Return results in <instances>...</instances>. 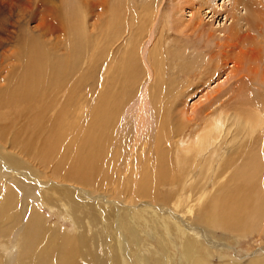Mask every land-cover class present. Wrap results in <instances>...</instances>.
<instances>
[{
	"label": "bare ground",
	"instance_id": "bare-ground-1",
	"mask_svg": "<svg viewBox=\"0 0 264 264\" xmlns=\"http://www.w3.org/2000/svg\"><path fill=\"white\" fill-rule=\"evenodd\" d=\"M226 1L230 3V8L225 20L231 21V24L227 31L225 30V38L221 43L217 42L220 39L215 36L216 32L204 29L201 23V15L205 11L211 10L209 14H212V16L217 13L208 1L199 0L197 3L185 1L181 5L174 3L176 6L168 19V24L166 22L167 29L163 31L161 28L164 38L171 36L170 31L176 34L177 39L173 40L178 44H181L185 32L191 34L197 32L199 36L206 38V42H213L219 49L220 46H223L222 48L225 50L221 52V55L219 54L220 57L214 58L212 57L213 50L205 49V51L201 50L199 52L198 49L201 48V45L193 48L191 42L189 43L190 38L188 35H186V37L188 36L186 38L188 42H183L184 44L182 43L183 45L176 50H171L169 46L168 53H165L168 47H164V41L162 46H158L159 41L153 42L151 45L152 40H154L152 36L157 31L154 30V25L156 27L155 21H157L159 11L144 0H0V28L27 29L30 34L32 33L34 50L32 60L35 66L33 75H37L38 78L36 80L33 77L31 78L35 85L31 83V89H26L27 95L33 98V93L42 86L51 89L50 100L45 103L42 111L43 119L47 115H49L47 121L50 122L63 118V120L60 119L63 124L60 123L55 131V137H58L59 140L54 149L62 153L67 152L65 150L70 151L72 149L75 153V155H70L72 157L67 155L66 158L60 160L59 165L65 166L67 169H57L60 172L59 176L62 178L57 182L49 183L42 180V176L36 172H30L28 168H24L19 165V162L13 160V153L1 144L2 137H0V223L5 225V220L8 224L10 222V224L16 223V227L6 224L7 227L0 228V236L3 234L2 232H5L7 238H13V242H16L24 233L31 231L33 238H40V247L37 246L36 250L34 249L35 261H33V252L31 251H24L20 254L21 257H24V263L18 262L20 257L15 245L11 248L8 242L5 241V243L0 240V245L2 243L6 244L3 254L4 260L0 256V264H33V262L34 264H98V262L102 264H209L207 262L211 254L208 247L211 239L207 229L209 226L206 228L202 224H200L202 226L199 225L200 221L195 222L197 219L194 221L192 215L199 212L200 206L199 199L194 200V198L197 194L201 197L204 191L206 193L209 186L211 188L216 184L226 182L225 169H235L234 174L229 177V182L233 183L246 179V169H257L264 175V156L262 155L259 158L255 151L258 147L259 138L262 141V152L264 151V119L261 112H257V110H254L255 108L251 107L247 112L244 110L245 114L240 116L236 113L237 110L231 111L232 108L229 107L230 110H227L226 107L230 104V98L222 99L225 98V95H217V98L213 99L214 104H211L212 100H209V104L207 103L208 105L201 112V116L197 117L198 119L186 118L187 122L190 123L193 120L194 125H198L199 128L195 133L189 131L191 135H188L184 140L185 138L183 139V136H181L182 129H179V126H182L184 130L187 125L180 124V122L185 123L181 121L183 117L180 118V122L178 121L179 128L177 129L180 130V133L177 130V134L174 132L176 126L173 125L175 126L173 127L170 124L174 118L170 120L173 113H169V110H162V108H155L157 110L155 111L156 114L152 113L154 115L153 121H150L151 119L147 120L148 106L146 107L142 101L137 111L134 127L135 137L130 142L124 140L127 146L136 147V149L143 152L145 146L150 144L153 139L156 169H205V172L203 174L199 172L195 176L186 174L180 178L177 186L169 193L170 205H164V200L153 194V189L146 186L144 179L138 181L141 185L144 184L146 188L138 187L136 184L134 188H128L125 191L127 194H133L138 199L150 197L152 200L142 203L138 207L126 206L127 212H124L121 208L125 205L121 204L119 206L115 200L107 198V193H102V195L100 191L101 189H107L106 192L110 194L116 193V186L113 187V184L116 183L113 181H110L106 186L104 185L105 187H101V185L105 184V181L120 177L117 176L120 174L116 169L129 170L133 167L132 161H128L124 167L119 168L116 153H114L111 161H106L107 157H111L112 151L117 152L116 149L111 148V145L113 147L115 144L113 142L109 143V139H113L114 129L117 126L119 106L112 104L110 101L118 98L121 92L123 100L128 97L129 91L126 89L129 86L127 85L128 82L137 80L143 73L152 78L168 76L173 70L180 72L187 79H190V74L195 78L199 72L200 75L202 73L205 75L210 73V70L212 71V74H210L213 75V73L221 71V67H224L223 65H226L227 61H231L228 63L232 65L230 74L240 78L242 76V64L248 58L259 62V56L263 54L261 55L262 63L259 68L261 70L259 79L255 81L252 79L253 82H250L252 87L247 92H252L253 87L264 91V62L262 61L264 52L260 49L261 44L264 49V0ZM185 10L191 14L189 22H184L185 20L182 17ZM241 10H244V16L240 14ZM144 43L147 44L144 45ZM150 47H152L151 50ZM191 48H193V52H190ZM89 55H95L97 61L102 63L105 78L100 81L102 94L99 100L103 108L99 105L95 106L96 112L89 114L88 118L83 120L85 113L82 107L84 105H81L80 102L84 99V94L77 96V91L71 90V88L77 85L79 87V83L84 80L85 77L79 72L81 71V63ZM76 73H79L78 77ZM254 74L252 75L254 76ZM113 77L117 78L120 83H126V85L124 87L120 85L113 86ZM205 77L207 78L209 75ZM68 84L70 85L67 89ZM245 85H237L235 87L236 91L244 89ZM244 90H246V87ZM1 91L2 89H0V93ZM226 91L228 92V90ZM156 92L152 93L151 98H149L152 103L157 100ZM254 101L252 99L251 103H247L248 106L249 104L252 105ZM32 103V101L27 102V104ZM58 104L64 107L61 110H56L55 105ZM242 104L246 103L242 102ZM213 105L219 108L209 112L208 109L211 110L214 107ZM258 107H260L259 104ZM152 110L154 111L153 108ZM180 114L185 117L183 110L180 111ZM165 116L169 119L168 123H166ZM179 116L177 119H179ZM154 121H156L155 124L151 125L150 123ZM174 122L173 120V124ZM148 130L153 131V135H150ZM26 133L29 134L28 123ZM92 133H96V135L91 136ZM254 134L259 136L256 137ZM245 135L248 136V143L244 141ZM253 135L256 138H253ZM18 138V135L13 137L11 143L15 145ZM27 144L23 145L24 148L21 147L22 150H28L25 149L28 147ZM164 144L166 145L165 149L162 147ZM246 148L249 150L247 151ZM77 154L80 155L77 157ZM55 155L52 152L48 153L50 157H55ZM238 161L241 162L238 163ZM79 165L81 169H84V175L78 172ZM104 167L110 169L107 171V175L99 174V169H104ZM143 167L145 169L150 168L147 158L144 159ZM113 170H115V174ZM64 174H67V177L72 180V184L62 183L63 179L67 182V177ZM201 175L200 184L194 186V181L199 179ZM76 176L78 179L81 177L84 180L81 185L75 180L74 177ZM125 182L128 183L129 180ZM14 186V191L18 195L11 189ZM129 187L133 186L130 184ZM197 187L202 189L198 190ZM219 194L221 195V193ZM20 199L23 201L24 206L17 211V201ZM88 200L91 201V207L96 210L97 216L94 220H91L88 217L90 213H88L85 215L87 218L83 217L80 220L76 216L77 213L81 215L79 203L86 205ZM50 202L58 205L60 215L72 225V233L69 230L66 235L57 238L58 243H56L57 241L49 243V239H45L43 232L46 231V227L42 230L43 221L37 214L40 212L39 204L44 206ZM260 205L259 208H261ZM235 209H233V213L234 211H240ZM255 212V215H258V211ZM110 214H113V216H110ZM243 216H246V213ZM243 219L246 220L245 217H241L240 220ZM200 220L204 221L205 219L202 217ZM236 221H233L234 224L231 222L233 226L230 223L229 227L235 229L237 227ZM239 221L240 224L238 225L240 227L243 221ZM43 223L46 225V222ZM244 223L245 221L241 228L246 226ZM109 224L112 230L111 234H109ZM247 224L249 226L250 223ZM96 229L97 231H95ZM100 230L106 236L107 244L98 240ZM104 243L106 246H104ZM88 245L91 246L90 251H86ZM84 249H86L85 253L83 252ZM200 249L201 252H198ZM201 253L203 256H201ZM99 254L103 259H100ZM89 255L91 260L87 261L85 258ZM25 259L28 261L27 263Z\"/></svg>",
	"mask_w": 264,
	"mask_h": 264
},
{
	"label": "rangeland",
	"instance_id": "rangeland-1",
	"mask_svg": "<svg viewBox=\"0 0 264 264\" xmlns=\"http://www.w3.org/2000/svg\"><path fill=\"white\" fill-rule=\"evenodd\" d=\"M144 1H146L151 7L153 8L156 7V10L159 11V14H158L159 16H157L156 18L157 21H155L156 27L154 25V30H157L155 35L157 36L158 34V36L157 37L155 35L152 36L153 37L152 39L154 40H152L151 45L153 42L159 41L158 46H162L163 45L162 42L164 41V44H165L164 47H168L165 50V53H168V51L170 50L169 46L171 50H176L177 48H179V46H182L184 44L183 42H188L186 38L189 36L190 38L189 43L191 42L190 44L193 46V48L197 45H201V48L198 49L199 52H201V50L205 51V49L213 50L212 52L213 56L212 55L211 56L214 58L220 57L221 52L225 50L222 48L223 46H220V49H219L213 44V42L211 41L206 42L205 41L206 38L199 36L197 32L194 34H191L190 32H185L182 36V41L180 40L181 44L174 42L173 39H177L176 34L172 33L171 31L169 32L171 36H168V38L163 37V31L167 29L166 26L168 24V19L170 15H172L173 9L175 8L176 4L181 5L185 1L197 3L199 2V0H178V1L175 0L174 2L173 0H144ZM202 1H208L211 4V7L214 9V11L217 12L215 16H212V14H209L211 10L205 11L203 15H201L202 26L204 29H209L212 32H216L215 36L218 37V39H220L219 40L220 42L219 41L217 42L221 43V41L225 38V33L227 31V28L231 24L230 23L231 21L225 20V16L227 12L229 11L228 9L230 8L229 6L230 3L227 2L226 0H202ZM174 3L176 4L174 5ZM139 11L140 9L138 10V12ZM183 14H182V17L185 20L183 21L189 22L191 14L188 13L187 10H185ZM240 14L244 16L245 15L244 10H241ZM1 28H0V75H1L0 89H2L0 93V137H2L1 144L5 145L7 150L13 153V154L11 153L13 156V160H16L17 162H19V165L23 166L24 168H28L30 172H36L37 174L42 176L41 179L44 180L45 182H49V183H52L54 181L57 182L62 178L59 176L60 172L57 169H67V167L59 165V163L61 162L60 160L61 159L63 160V158H66L67 155L68 157H72L70 155H75L74 150L72 149L70 150L71 152L69 150L64 149L65 151H67V152L64 151L66 154L58 151L57 149H54L56 145L58 144V140H59L58 137H55V131L58 129L60 123L63 124V121L60 122V119L63 120V118L61 117L57 119L55 122H50V121H47V117L49 116L47 115L46 118L43 119L42 111L45 107V103H48V101L50 100V95H51V91H50L51 89L48 88L47 86H42L39 90L36 89V92L33 93V98H30L27 95L26 89L28 88L31 89V86L35 85V82L34 81L32 82L31 78L33 77L34 80L38 78L37 75H33L35 66L32 60L34 57L33 56L34 55L33 54L34 53L33 37L31 35L32 33L30 34L27 29H19V28H2L1 29ZM161 28L163 29V31ZM186 35L188 36L186 37ZM200 42H204V43L200 44ZM146 44L147 43H144V45ZM208 46L210 47L206 48ZM152 47H150V50L152 49ZM260 47H261L260 49L264 52L262 44L260 45ZM193 48L190 49V52L192 51ZM261 55L263 54H260L259 56L260 59L258 60L259 62L253 61L252 59L249 60L248 58L247 59L248 61L246 60L244 62L245 64L244 63L242 64L243 66H241V71H242L241 73L242 76L240 77L241 79L239 77H235L230 74L232 65L231 63H228L231 61H227L226 65H223L224 67H221V71H218L219 73L218 72L213 73V75H211L212 71L210 70L211 74L207 73L204 75V73H202L200 75L199 74L200 72H199L195 78L192 77L190 74V79H187L183 74L181 75L180 72L173 70L171 71L172 73L169 72L171 74L168 76L166 75V76L152 77V78L148 76L147 74L143 73V75L139 76L137 80H132V82H128L129 84L127 85L129 86L126 87V89L129 91L128 97H125L123 100V98H121L123 96L121 92L118 98H115L114 101H110L112 104L114 103L117 106H119V113L117 115V119H118L117 126L114 129L113 139L112 140L109 139V143L113 142L115 144L113 147L111 145V148L116 149L117 152L112 151L111 157L110 158L107 157L108 160L106 159V161H111L114 153H116L117 166L119 168L124 167L126 162L128 161H132L133 167L132 169H129V170L116 169L120 174L117 176H120V177L116 178L117 180L113 178L112 180L105 181V184L101 185V187L104 185L106 186L109 184L110 181L111 182L113 181L114 183H116V184H113V187L116 186L115 187L116 193L110 194L109 192H106L107 189H103V190L101 189L100 193L101 194L107 193L108 195L107 198L115 200L119 206H121V204L125 205L124 207L121 206V208L124 212H127V210L125 209L126 206L128 207L137 206L138 207L140 206V204L145 203V202H150L152 200L150 197L138 199L133 194H127V192L125 191V189L128 190V188L130 189L134 188V185L136 184L138 185V187H145L144 184L141 185L140 182L138 181L139 179H144V181H146V186L148 188L153 189V194L158 196L161 200H164L163 201L164 205L165 204L170 205L169 200H168L169 193L171 190L174 189L175 186H177L178 180L186 174H190L192 176L198 175L199 172L203 174V172H205V169L204 170L202 169H156V155H155V150H154L155 145H154V141L152 138H151L152 142H150V144L145 146L144 150L145 149L146 150L145 151L143 150V152H141L140 149H136V147L132 148L130 146H127L126 142L132 141L133 138L135 137L134 127H135V123L137 119V111H138V107L140 103L143 101L146 107L148 106L147 107L148 111L146 112L148 113V115L146 114V117H147V120L151 119L150 121H153V118H154L153 114H156L155 111L159 108L160 109L162 108V110H165V111L169 110V113L171 112V114L173 113L172 114L173 116L170 114L171 115L170 120L174 117L173 120L175 122L173 124V120H172L170 124L171 126L173 125L176 126V127L173 126L175 127L174 132L176 133H177V130L179 131L178 133H180V130L182 129L181 136H183V139L185 138L184 140H186L188 135H191L192 131L195 133V131L198 130L199 128L198 125L197 126L194 125L193 120H192L193 123L187 122V119H188L187 117H193L194 120L198 119L197 117L201 116L202 114L201 112L209 104V100L210 101L212 100L211 104H214L213 99L215 97L217 98V95L218 96L225 95V98L223 97L222 99H227V98L231 99L229 101L230 104L228 103L229 105L226 107L227 110H230L229 108H232L231 111L237 110L236 113H238L240 116H243L245 112H247V110H250L252 107V108H255L254 110H257V112L258 111L261 112L263 114L262 117L264 119V104H263L264 91L261 89L257 90L256 88L253 87V89H251L252 92L250 91L247 92L248 89L252 87L250 85V82L251 81L253 82V80L255 81L259 79V73L261 71L259 68L262 63ZM262 61L264 62V59ZM256 63H259V64L256 65ZM81 65H82L81 71L79 73L83 74L85 78L79 83V87L77 85L76 87L71 88V90H76L77 96L84 94V99L80 102V104L84 105L82 107L85 113L83 120H86L89 114L91 113L94 114L96 112V110L94 109L95 106L99 105L100 107L103 108V105L100 104V100H99V97L102 94V89L100 87L101 86L100 81H102L105 77L103 74L102 63H99L97 61V58L95 55H89L88 57H86L84 61L81 63ZM252 72L255 73L256 76L255 74L253 76ZM79 73H76L77 77L79 76L78 75ZM244 74H247V75H244ZM208 75L209 77L206 78L205 76H208ZM210 75L212 76V78L210 77ZM152 79L154 80L152 81ZM237 79H240V80H237ZM234 81L235 82L237 81L236 83H239L240 86L246 84L247 86L246 85L244 87L242 86L244 89L246 87V90L240 89V91L237 92L235 87H237V85L239 84L236 85ZM69 85L70 84L67 85L66 87L67 89L69 88L68 87ZM112 85L113 86L120 85L124 87L126 83H120L118 82L117 78L113 77ZM3 89L5 90L3 91ZM226 90H228V92ZM155 91H157L155 95L157 96L156 97L157 100L154 102L155 103L154 104L152 103L151 99L149 100V98H151L152 93H155ZM232 91H234L235 93ZM252 94L255 96H253ZM13 98L14 99L16 98L15 101ZM252 99L255 101L252 102V105L249 104L248 106L247 103H251L250 101H252ZM29 101H32L33 103L27 104V102ZM242 102L246 104H242ZM10 103H13V104L11 105ZM258 104L260 107H258ZM157 105L158 107H156ZM242 105H243V108L245 107L247 109L245 108L243 109ZM55 106H56L55 108H57L56 110H61L64 107L63 105L61 106V104H58ZM215 107L216 106H214L211 110L208 109V111L213 112L214 109L219 108V107H216V108ZM238 107H240L241 109ZM152 108L154 109V111L152 110ZM238 109H239V112H238ZM181 110L185 112V117L182 114H180ZM178 116H179V119H177ZM180 118L182 119L181 121H184L185 123H181ZM168 121L169 119L166 117V123H168ZM178 121L180 122V124H185V125L187 124L184 129L185 131L183 130L182 126H179L180 128L178 127L179 125ZM155 122L156 121L150 124L154 125ZM27 123L29 125V134L26 133ZM192 124H193V128H192ZM177 128H179L180 130ZM263 128H264V124H263ZM148 132L150 131L148 130ZM17 135L19 138L16 140V144L13 145L11 143V139L13 137H17ZM95 135L96 133H92L91 136H95ZM150 135H153V131L150 132ZM254 135L256 137L259 136L256 134ZM254 135L252 137L256 138ZM260 139L261 138H259V141H258V147L255 149L259 158H261L262 155L264 156V151L262 152V148H261L262 141ZM244 141L246 143L249 142L247 135H245ZM26 143L29 144V145L27 144L28 147L25 148L28 150L24 151L22 150L21 147H23V145ZM162 147L165 149L166 145L164 144L162 145ZM246 150L248 151L249 149L246 148ZM49 152H52V154H56L55 157L48 156ZM79 155L80 154H77V157ZM146 158L148 159V164L150 167L149 169H145L143 167V162H144V159ZM235 158H237V156H235ZM240 162L241 161H238V163ZM77 170L81 175H84L83 173L84 169H81L80 167ZM109 170L110 169H106L104 167V169L103 168L101 170L99 169L100 171L99 174L107 175V171ZM234 170L235 169L233 168H230L227 170L225 169L224 171L226 172V180H227L226 182H223L222 184H216L215 186L211 188L208 185L209 187L207 188L206 193L204 191L201 197H199V195L197 194L194 200L199 199V202H200L199 212L195 213L192 216L194 217V221L197 219L195 222L200 221L199 225L202 224L206 228L209 226L207 228L211 236V239L209 240V244H208V247L211 252L209 259L207 261L209 264H264V219H262L264 218L263 216L264 215V211H263L264 210V198H263L264 197V190H263L264 189V175L261 171L257 169H246V176H247L246 179L238 181L237 183L229 182V177H231L234 174L233 173ZM113 171L115 174V170ZM64 175H66L67 177V174H64ZM74 178L75 180L78 181V184L80 185L84 181L82 180L81 177H79V179L77 176ZM66 179H67V182L63 179L62 183L72 184V180L70 178L67 177ZM201 179H202V175L200 176L199 179L194 181L193 185L194 186L199 185L200 184L199 180ZM128 180L129 182L126 183L125 181H128ZM130 184L133 187H129ZM15 186L12 187L11 189L13 190L15 194H17L14 191ZM197 189L200 190L202 188L197 187ZM259 191H261L262 193L260 192L258 194ZM246 192H247V196H246ZM219 193H221V195ZM240 196H243V197L241 198ZM75 200L78 201L77 199ZM51 202H54V201H51ZM51 202L48 205H44V206L39 204L38 206H39L40 212L37 214L40 216L43 222H46V225H44V223L42 222V230H44L46 227V231L44 232L42 231L45 239L46 240L49 239L48 241L49 243H54L56 241H57L56 243H58L59 242L58 239L66 235V232L70 230V233H72V225L67 220H65L63 216L60 215L58 205L54 203L51 204ZM90 202L91 201L88 200V203L86 205L79 203L81 215L80 213H77L76 216H78L80 220H82L83 217H86L85 215H87L88 213H90V216L88 217L91 220H94L95 217L97 216L96 210H94L91 207ZM259 202L261 203V205ZM259 205L261 208H259ZM23 206H24L23 201L21 199L18 200L17 201V211L18 209H22ZM116 208L119 209L120 207H116ZM251 208H254L255 211H258L257 213L259 217L258 215H255L256 212L253 211L254 209L252 210ZM233 209L237 211L239 209L240 211L238 212L234 211L233 213ZM245 213L247 217L243 216V214ZM235 214L238 217L240 216V219L241 217L246 218V220L244 219L242 220L243 222L245 221L244 223L246 225V226L244 225L245 227L241 228V226H243V222L240 219L239 221L238 217ZM110 216H113V214H110ZM202 217L205 219L204 221L200 220V218ZM236 217H237L236 219L237 221L235 220ZM5 221H4L5 225L0 223V228L7 227L6 224L8 223ZM202 221L203 223L205 221L206 222L203 224ZM233 221H236L237 229L229 227L231 222L234 224ZM238 221L242 222L240 227L238 225L240 224L238 223ZM248 222L250 223L249 224L250 228L247 224ZM10 223L8 225H10L11 227H16V223L14 224H10ZM109 226L110 224L108 225V229H110L109 234H111L112 230H111V227ZM239 228L243 230L246 228V230H244L245 233L243 232V230ZM95 231H97V229ZM237 232H239L240 234ZM2 233L3 234L0 236V240L1 241L3 240L4 242L5 241L8 242L11 248L15 245L16 248L18 249L17 251L20 257L18 262L24 263V259H23L24 257H21L20 255L24 251L33 252V261H35L36 247L37 246L40 247L39 237L33 238L31 231H28L26 232L27 234L24 233L25 236L22 235L18 238L16 242H13V238H7L6 233L5 232H2ZM103 235L104 234H102L100 230V234H98V240L105 242L107 244L106 236L105 235L103 236ZM102 238L104 239V241ZM105 243H104V246H106ZM1 245H3L4 247ZM1 245H0V256H1V259L4 260L3 254L5 251L6 244L2 243ZM94 245L96 246L95 242H94ZM88 246H89L87 247L88 250L86 249L83 250L84 253L86 251L91 250V246L90 245ZM198 252H201V249L198 250ZM99 255L101 256V254ZM201 256H203L202 253H201ZM85 259L87 261L89 259L91 260V256L89 255V257H86ZM100 259H103L102 256L100 257ZM25 262L27 263L28 261L25 259ZM16 263H17V259H16ZM35 264H40V263H35ZM98 264H102V263L98 262Z\"/></svg>",
	"mask_w": 264,
	"mask_h": 264
}]
</instances>
